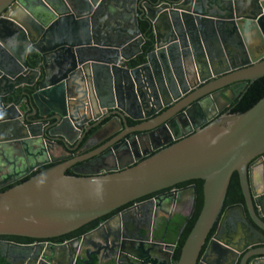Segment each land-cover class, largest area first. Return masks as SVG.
I'll list each match as a JSON object with an SVG mask.
<instances>
[{"label":"water","instance_id":"95a60500","mask_svg":"<svg viewBox=\"0 0 264 264\" xmlns=\"http://www.w3.org/2000/svg\"><path fill=\"white\" fill-rule=\"evenodd\" d=\"M103 2L107 15L98 9L102 0H0V126L10 130L3 147L18 150L9 159L0 148V188L8 186L0 191V235L58 237L139 197L197 179L202 207L175 264H236L257 245L238 264H264V159L255 161L264 154V94L243 112L216 116L223 108L205 105L212 96L224 101L234 83L264 77V0ZM142 22L152 49L143 63L131 65L149 40ZM30 50L35 68L27 63ZM24 87L34 90H23L21 103L31 112L22 115L4 99ZM124 106L145 121L128 125ZM192 108L210 121L172 142L176 118L186 123ZM60 152L67 155L57 157ZM234 172L244 200L224 208ZM134 244L120 252L173 264L170 255L159 261L146 244ZM40 259L53 263L47 255Z\"/></svg>","mask_w":264,"mask_h":264},{"label":"flooded vegetation","instance_id":"af4514ba","mask_svg":"<svg viewBox=\"0 0 264 264\" xmlns=\"http://www.w3.org/2000/svg\"><path fill=\"white\" fill-rule=\"evenodd\" d=\"M103 3L104 2L102 0V3H100L98 9L99 11L101 10L103 14L107 15L108 11ZM115 17L117 16L115 15ZM115 17H113V19ZM212 65L215 69L218 68L216 61L211 64V67H213ZM205 83L207 82L199 84L195 87V89ZM252 83H234L227 87V98L224 101L218 100L216 102V97L210 96V101L208 102V99H206L205 105L209 108L212 103L215 108H223L222 111L216 116L224 112L235 113L237 112L236 107L239 105L243 95ZM27 88L30 87L18 89L25 90ZM192 92L193 90H189L178 100L170 102L167 106H164L159 113L164 112L166 109L175 105L180 99L190 95ZM124 108L129 109L130 115H125L128 125H135L141 121H145V119H138V113L133 111L131 107L124 106ZM42 110V112L45 113L46 109L43 108ZM29 112H31V110L28 111V113ZM196 113L197 110H191L189 112L190 117L186 116V123L185 121L183 122L184 116L182 117V115H180L176 118L180 125L179 128L170 133L173 138L172 142L176 141V138L182 133H185V129H187L186 131L192 130L191 132H194L195 125H199L202 121H210L206 116L200 118L198 115H196ZM36 119L37 115L31 116V120ZM110 119L111 116L103 118L100 122V125L107 123ZM100 125L91 127V129H88V132H95ZM110 125L111 127L109 130H112L114 128V124L110 122ZM82 133L83 130L81 132H76L75 135L79 136L80 138ZM126 136H128V134ZM159 137H161L162 140H165V133L162 130L159 134ZM84 140L81 142V144L84 142ZM104 142L105 141L98 143L89 149L80 148L79 146L72 151V154L77 156L81 155L82 153H86L87 151L95 149ZM74 144L75 142L73 145ZM122 147L123 146H120L119 148L121 149ZM119 153H121L122 157L121 150ZM66 155V153L60 152L57 154V157ZM263 159L264 154L255 158L256 164H260ZM50 164L53 165L54 163H49L44 166ZM35 172H37V170ZM68 172L70 173L69 169L67 170V173ZM196 181L197 179H195V184L191 181H185L186 183L183 185L176 184L172 187L130 201L110 212L112 214L105 220L101 221L95 228L76 238L61 241V235L48 239L23 237L26 238L24 240L14 238L20 236H13L9 238L4 237L8 235H0L2 236L0 237V255L2 256L5 264H41V255L52 257L53 263L51 264H77L78 262L81 264H92L94 259H96L97 264H153L151 262L144 261L143 259L147 258H145L140 253L139 256H142V259L135 260L120 252V247L122 249L131 251L133 250V245H137L134 243L143 242V244H146V248H149L154 252V256H156L159 261L167 260L168 256L170 255L171 262L175 264L172 261V253L176 245V240L174 241L171 239L172 237L169 236L168 229L178 224L179 217H186L183 226L187 222L188 217L193 211V205L196 204L198 185ZM7 187L8 186L2 187L0 189H5ZM104 222H107L105 226L93 233L88 234ZM179 233L177 235H179ZM257 246H253L248 249H252ZM246 251H243L238 255L236 264L239 263L241 257Z\"/></svg>","mask_w":264,"mask_h":264},{"label":"trees","instance_id":"16d2710c","mask_svg":"<svg viewBox=\"0 0 264 264\" xmlns=\"http://www.w3.org/2000/svg\"><path fill=\"white\" fill-rule=\"evenodd\" d=\"M141 29L142 31L145 33L146 37L149 38V40H146L145 43L142 46V53L140 55H138L137 59L134 60L132 63H130L131 65H138L141 64L145 61V56L146 54L152 49V45H153V37H152V33L151 30L148 28L147 24L145 22L141 23ZM34 56V52L32 50L29 51V56H28V66L30 68H35L37 65V62L33 59ZM33 87L27 88L25 90H27L28 92H32L33 91ZM23 90L24 89H16L13 93V95L9 98H5V100L9 103H16V104H20L22 102V100L24 99V95H23ZM264 94V77L259 78L258 80L254 81L249 88L247 89V91L245 92V94L243 95L239 105L236 107L237 112H243L245 110H247L249 107H251L262 95ZM52 166V164L44 166L42 168H40V170L48 168ZM191 182H194L195 184V180H190ZM187 181V182H190ZM197 193H196V204H194V208L192 213L190 214V216L188 217L187 222L184 224V221L186 220V217H179V221L178 224L174 227H170L168 229V234L170 237H172V240H176V245L174 248V251L172 253V261L174 263H177L179 255H180V250L181 247L190 231V229L192 228L194 222L196 221L198 214L201 210L202 207V202H203V196H202V181L201 180H197ZM184 183H180L178 185H183ZM17 184V183H15ZM13 184V185H15ZM11 185V186H13ZM9 186V187H11ZM8 188V187H7ZM5 188V189H7ZM4 189H0V191H2ZM243 195L241 192V188L239 185V180H238V175L236 172H234L231 176L229 185H228V189H227V193H226V197H225V201H224V208L235 204V203H243ZM112 213H109L107 215H104L100 218H97L95 220H92L88 223H86L85 225L79 227L78 229L64 234L61 236V241L63 240H67V239H72V238H76L79 237L80 235H83L85 233H87L88 231L92 230L93 228H95L101 221L105 220L106 218H108ZM216 225L217 223H215V225L213 226V228L210 230L206 241H205V245L207 244V242L210 240V238L212 237V235L214 234L215 230H216ZM183 226V227H182ZM181 229V230H180ZM180 231V233H179ZM179 233V235H177ZM2 237V236H0ZM4 237H13V236H4ZM16 239H26L23 237H14ZM205 245L203 246L201 252H203ZM0 264H5L2 256L0 255ZM77 264H81L80 262H78ZM92 264H97L96 259L93 260Z\"/></svg>","mask_w":264,"mask_h":264},{"label":"crops","instance_id":"0c3cea01","mask_svg":"<svg viewBox=\"0 0 264 264\" xmlns=\"http://www.w3.org/2000/svg\"><path fill=\"white\" fill-rule=\"evenodd\" d=\"M124 4H126V3H124ZM124 6H126V5H124ZM122 24H121V26H123ZM17 108L19 109V111L21 112L22 115L28 113V111L31 110V109L29 110L28 108H26L24 103L18 104ZM8 131H10V130L5 125L0 126V148H2L4 145H9V144H7L9 142H3L2 141V140H4V137H10V135H9L10 133H8ZM33 144H35V143H33ZM3 148H4L3 151L5 153V157H8L9 159L11 158V156H15L16 152H18L17 148H14V146H13V148L9 147V146L3 147ZM1 152L2 151L0 150V165L3 166L4 162L2 161ZM210 259L213 260V257L211 256Z\"/></svg>","mask_w":264,"mask_h":264}]
</instances>
